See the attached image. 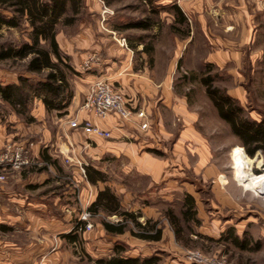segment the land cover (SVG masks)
Listing matches in <instances>:
<instances>
[{
  "label": "rangeland",
  "instance_id": "rangeland-1",
  "mask_svg": "<svg viewBox=\"0 0 264 264\" xmlns=\"http://www.w3.org/2000/svg\"><path fill=\"white\" fill-rule=\"evenodd\" d=\"M239 1L221 2L219 0L221 4L200 7L206 21L199 22L195 16H192V21H189L191 35L185 40L171 30L174 22L172 13H162L158 26L151 31H114V25L117 23L127 22L130 19H142L146 16L141 12L142 10L137 9L139 3L136 0H127L114 8H108L113 15L107 23H103L102 14L98 17L88 8L89 11L84 13L77 26L62 28L60 32L69 36L89 26L93 30L98 28L101 33H108L116 43L122 44L125 40L127 46L130 45V40L134 43L138 37H145L146 43L154 47V52L152 56L143 54L144 46L139 45L137 50L133 51L134 70L144 72L147 78L160 84L161 90L168 87L172 93L186 100L188 111L196 115L197 129L209 144L213 161L235 181L233 163L238 174L235 160L237 147H233L232 144L237 143L241 146L240 141L233 135L230 126L220 118L200 80L206 70L205 64L212 63L214 65L212 74L217 73L220 76L215 85L227 90L234 87L232 65H227L225 60H218L217 63L210 61L212 55L226 49L227 38L232 33L228 32L232 29L227 28L226 20L230 17L229 13H241L245 9L246 12L254 15L255 24L261 29L260 42H264V11L255 4L257 3L255 0H242L246 6H241ZM183 29L186 27L183 26ZM24 40H27V34L23 31L6 27L0 31V45L5 42L19 44ZM180 61L181 68H179ZM19 65L21 64L0 63V82H17L18 76L24 74L23 67ZM241 73L251 77L249 83L251 104L248 108L251 113L264 112V70L258 66L252 75L245 69ZM74 81H76L75 78L72 81L73 86H75ZM0 113L6 114L4 118L0 116V147L10 142L24 143L31 151L32 161L29 169L8 172L6 180L0 181V215L2 217L0 221L12 228L9 232L0 230V251L5 248V253H10L11 264H94L92 260L113 255L114 247L118 244L125 247L124 255L130 257H134L135 249L157 251L159 246L138 242L139 240L129 232L122 236L107 234L101 221L117 223L119 219L116 216L107 217L104 214L89 220L88 224L92 225V228L80 231V243L71 244L65 240L63 236L71 233L77 223L83 221L82 218L86 212H89L88 209L98 191L106 187V185L92 186L86 179L85 168L90 166L106 173L109 183L116 190L121 191L119 198L124 202L125 209L132 212H134V185L135 189L137 185V180L136 182L134 180V171L130 169L127 162H121L120 159L112 156H104L99 161L94 160L93 156L85 150L87 140L75 135L74 130L70 128L72 120L63 121L56 113H47L39 101L35 102L31 112L36 120L34 123H26L24 119L12 113L7 106H3ZM164 115L167 120L166 128L171 132V136L166 141L156 143V150L159 149L163 154L160 158L172 156V148L183 126L182 122L173 120L172 115L166 111ZM44 153L57 161L59 170L53 166L43 170ZM247 162V158L242 157L241 151L238 150L239 165L243 166ZM18 178L20 181L16 180ZM198 187L202 191V199H210V184H198ZM138 188L146 189V182L139 181ZM157 189L155 187L151 191L157 194ZM242 189L253 199L254 205L252 204L249 209L250 215L254 216V213L258 212L256 218L259 217L258 222L263 223L261 214L264 216V199L255 196L247 187ZM167 206L162 205L160 210L162 217L167 221L165 223L171 226L165 213L171 207L180 216L181 205L178 197L176 196L172 206ZM2 209H6L10 217L2 213ZM242 215L245 216L246 213ZM37 220H40L43 226L37 228ZM157 221L164 228V221ZM52 223L58 226L50 227ZM29 226H33L32 229ZM185 227L188 226L185 225ZM82 228L85 229V224ZM192 229L198 232L196 226ZM191 239L189 247L179 242L178 247L174 246L170 249L160 246L161 249H165V251L157 252L162 257L161 264L169 262L194 264L187 258L189 253L194 251H199L207 257L223 255L228 259L229 264H237L232 259L233 253L236 252L232 246L226 245L228 250L225 252V248L216 246L209 238L198 239L196 236H191ZM4 245L6 247H3ZM237 254L238 258L253 259V264H264V251L259 254L242 255L239 252Z\"/></svg>",
  "mask_w": 264,
  "mask_h": 264
},
{
  "label": "crops",
  "instance_id": "crops-1",
  "mask_svg": "<svg viewBox=\"0 0 264 264\" xmlns=\"http://www.w3.org/2000/svg\"><path fill=\"white\" fill-rule=\"evenodd\" d=\"M86 1L90 11L99 17L104 10L102 2L100 0ZM220 1L225 2L226 0ZM262 1L264 3V0ZM221 2L219 0H160L158 3L162 6L177 4L190 22L192 16H195L199 22H205V14L199 8L218 5ZM239 2L241 6H246L244 1L240 0ZM255 4L264 11L260 3ZM246 11L243 9L241 13H229L230 17L226 20L227 28L232 29L228 31L232 33L227 38L226 49L216 52V55L210 57V61L217 63L218 60H225L227 65H232L235 82L234 87L228 89V93L247 110L251 104L248 88L251 77L242 74L241 71L249 69L252 75L258 66L264 70V42H260L261 29L259 25L255 24V16ZM215 14L218 13L215 12ZM57 41L63 53L71 58V64L75 71L80 74V76L74 77L76 79L74 81L75 97L68 110V115L60 119L63 121L75 118L80 121L90 120L104 130L111 131L112 139L106 140L88 136L81 130L72 128L75 135L87 140L85 150L93 156L94 160L99 161L104 156H112L120 159L121 162H127L130 169L134 171V180L135 182L137 180L136 189L134 185V213H141L140 221L143 220L141 221L143 223L147 220L164 221L160 241L148 242L137 238L138 242L159 246L157 251H151L149 248L148 251L135 249L134 257H147L156 254L158 250L165 251L160 246L167 249L178 247L176 236L171 226L165 223L167 221L162 217L160 207L162 205L172 206L176 196L182 205L185 196L189 195L194 198L197 217L202 222L197 227V233L209 238L216 246L225 248V252L228 250L226 245L232 246L236 251L233 253L232 259L237 264H253L254 261L251 258H238L237 252L245 255L248 253L259 254L264 251V222H258V220L260 221L259 217L256 218L258 212H255L254 216L250 215L249 209L252 204L254 205L251 196L213 161L209 152V144L197 129L196 115L188 111L186 100L172 93L168 87L161 90L160 84L147 78L144 72L135 71L133 51L129 47L126 48L122 44L116 43L111 35L101 33L98 28L93 30L91 27L85 26L78 33L69 36L59 32ZM92 54L98 55L100 60L91 71L85 72L82 68L83 64ZM98 79L110 81L115 88L126 95L133 108L146 113L147 119L141 120L137 116H133L131 121H124L117 115H113L109 119L100 120L95 119L90 113L82 111L81 107L89 88ZM39 102L45 109L43 103ZM164 111L172 115L173 120L176 119L178 123L182 122L183 126L172 148V156L160 158L154 156L149 150L156 149V143L166 141L171 136V132L166 128L167 120ZM255 113V111L250 112V116L254 120L260 121L264 112ZM144 122L150 124L149 129L145 131L140 128ZM6 144L0 147V151ZM232 145L237 147L236 151L244 150L237 143ZM248 159L252 161L255 169L264 165V155L260 151L254 158L251 159L248 156ZM19 178L16 180L20 181L21 178ZM142 180L146 182V189L138 188L139 181ZM198 184H210V199H202V191ZM99 185L113 187L109 182ZM155 187L158 188L157 194L151 191ZM112 190L118 197L120 196L121 191L114 187ZM156 197L157 199H155ZM121 203L126 208L124 202L121 201ZM2 213H6L7 217H10V213H7L6 209H2ZM244 213H246L245 216L242 215ZM261 216L264 220V216L262 214ZM37 221V228L43 226L40 220ZM54 223L49 226H58L53 225ZM32 227L29 226L30 229ZM235 239L238 240L237 243L234 241ZM11 261L10 253H5V248H3L0 251V264H11Z\"/></svg>",
  "mask_w": 264,
  "mask_h": 264
},
{
  "label": "trees",
  "instance_id": "trees-1",
  "mask_svg": "<svg viewBox=\"0 0 264 264\" xmlns=\"http://www.w3.org/2000/svg\"><path fill=\"white\" fill-rule=\"evenodd\" d=\"M101 1L105 7L114 8L127 0ZM136 1L139 3L137 9L142 10L141 12L146 16L142 19H130L127 22L117 23L114 25V31H151L158 26L162 13H172L174 17L171 25L172 32L183 40L190 37L189 19L177 4L162 6L158 3L160 0ZM87 11L89 10L86 0H0V31L6 27L27 34V40L19 44L5 42L0 45V63L21 64L19 66H22L24 71V74L18 76L16 83L0 82V109L7 106L12 113L24 119L26 123L36 122L31 114L36 101H41L49 114L56 113L60 118L68 115L75 97L72 81L80 74L72 66L71 58L61 50L57 36L62 28L77 26ZM183 26L186 29H183ZM129 42L128 47L132 51H136L139 45H143L142 53L152 56L154 47L146 43L145 37H138L134 43L132 40ZM213 66L212 63L205 64L206 70L200 81L220 118L230 126L233 135L238 138L241 147L250 158H254L259 151L264 155V115L260 121L254 120L249 114L250 108L246 110L238 100L229 95L227 89L216 86L215 83L220 76L217 73L212 74ZM179 68H181V61ZM5 115L0 113L2 118ZM149 152L158 157L163 156L156 149ZM42 159L45 164L43 170H47L49 166L58 169L57 161L47 153H44ZM85 172L86 179L92 186L97 187L101 183L109 182L106 173L94 167H86ZM88 211L92 217L104 214L107 217L116 216L119 219L117 223L101 221L105 232L109 235L122 236L129 232L133 237L148 242H158L162 239L163 228L159 221L141 222V213L126 210L118 195L109 187L98 191ZM165 215L177 241L183 246L189 247L188 244L192 242L191 236L203 239V236L192 229L201 224L193 197L185 196L180 216L171 207L167 209ZM84 224L77 223L74 230L63 238L71 244L80 243V231H85L82 228ZM185 225L188 227L186 228ZM0 230L9 232L12 228L0 224ZM234 241L238 242L237 239ZM125 251V247L118 244L114 247L113 255L92 260V262L94 264L162 263L160 253L147 257H130L124 255Z\"/></svg>",
  "mask_w": 264,
  "mask_h": 264
},
{
  "label": "built area",
  "instance_id": "built-area-1",
  "mask_svg": "<svg viewBox=\"0 0 264 264\" xmlns=\"http://www.w3.org/2000/svg\"><path fill=\"white\" fill-rule=\"evenodd\" d=\"M255 1L260 3L264 9L262 0ZM100 2L102 1L100 0ZM102 4L104 5L103 2ZM111 15H113V12L104 5L102 12L103 23H107ZM123 41L122 46L128 48L125 40ZM99 60L98 55H90L83 64V70L85 72L91 71ZM81 110L90 113L95 119L100 120L109 119L113 115H117L124 121H131L133 116H137L141 120L147 119L144 111L138 110L135 107L133 108L132 103L126 95L121 90L115 88L110 81L104 79H98L90 86ZM70 126L73 129L81 130L88 136H95L106 140L112 139L111 131L104 130L90 120L80 121L78 118H75L70 122ZM149 127L150 124L147 122L140 125V128L144 131L148 130ZM243 152L246 155L244 150ZM246 157L248 158L247 155ZM31 165V151L27 145L24 143H7L0 151V181L6 180V174L8 172H21ZM234 165L233 163L235 181L240 186L247 187L255 196L264 199V165L255 169L252 163L249 167L245 166V171H240L239 174L236 173ZM243 179H246L247 186L241 184ZM91 218L92 215L90 212L84 214L83 221L81 222L85 223V230L92 228V225L88 224ZM187 258L194 264H229L228 259L223 255L207 257L199 251L189 253Z\"/></svg>",
  "mask_w": 264,
  "mask_h": 264
},
{
  "label": "bare ground",
  "instance_id": "bare-ground-1",
  "mask_svg": "<svg viewBox=\"0 0 264 264\" xmlns=\"http://www.w3.org/2000/svg\"><path fill=\"white\" fill-rule=\"evenodd\" d=\"M241 155H242V157H246V155L244 154V152L243 151H241ZM247 158V157H246ZM235 160H236V166H237V169H238V174L240 173V171H245V166L247 167H249V165H251L252 164V162H250L251 160H249L248 158H247V163H245L243 166H241V165H239V163H238V151H236V154H235ZM248 169V168H247ZM241 184L243 185V186H247V181H246V179H243L242 181H241Z\"/></svg>",
  "mask_w": 264,
  "mask_h": 264
}]
</instances>
